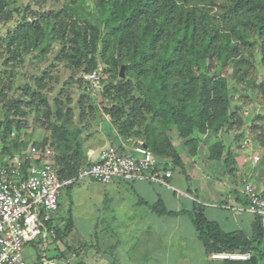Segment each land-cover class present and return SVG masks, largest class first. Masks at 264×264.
<instances>
[{"label":"trees","instance_id":"1","mask_svg":"<svg viewBox=\"0 0 264 264\" xmlns=\"http://www.w3.org/2000/svg\"><path fill=\"white\" fill-rule=\"evenodd\" d=\"M50 1L57 0H31L22 10L13 9L20 20L0 36L1 95L3 88H11L13 70L23 66L26 57L37 53L33 59L41 60L56 43L59 50L55 60L74 72L95 71L99 82L104 83L101 102L110 105L100 110L94 100L89 112L101 111L108 116L121 139L140 141L156 159L167 161L165 168L168 163L169 170L179 167L188 180L174 133L184 140L192 156L200 144L194 137L198 133L207 138V144L212 142L207 145L208 159L218 162L222 172L231 173L234 161L231 155H224L223 143L214 136L225 128L229 131L243 125L241 113L231 103L229 73L236 84L247 81L254 58L246 51L254 47L258 64L264 68V0H64L58 10L45 7ZM6 6L0 1L2 22L10 18L3 11ZM100 62L104 68H99ZM4 76L8 85L1 79ZM46 77L42 73L34 79V90L24 86L23 96L29 97L28 101L10 103L14 115H25L21 104L30 105L36 116L43 113L57 173L61 179L73 178L90 165L84 152L89 135H82L79 125L71 128L74 115L69 107L64 109L63 101L55 98L50 105L48 99L37 95L46 88ZM253 86L264 102V76ZM87 112L80 109L79 123L86 120ZM102 121L99 119L98 124ZM6 122L5 132L14 124L17 140L25 148L28 143L19 137L20 121L6 117ZM249 131L255 148L262 153L258 167L259 174L264 175L262 117L254 119ZM243 135L242 131L236 138ZM14 148L18 149L17 145ZM17 152L9 151L8 158ZM154 209L162 215H174L161 204ZM191 217L207 252L253 253L249 260L225 262L257 264L264 239L262 217H255L251 240L241 232H222L205 218L202 205L194 204ZM53 229L55 239L62 240L70 232L71 220L63 230Z\"/></svg>","mask_w":264,"mask_h":264},{"label":"rangeland","instance_id":"2","mask_svg":"<svg viewBox=\"0 0 264 264\" xmlns=\"http://www.w3.org/2000/svg\"><path fill=\"white\" fill-rule=\"evenodd\" d=\"M7 4L3 8L4 14L9 15L10 18L6 22L0 21V36H4L9 30H12L19 22L20 17L13 11L14 8L22 10L31 0H0ZM64 0L47 2L45 7L47 9H60L63 7ZM11 10V12H9ZM1 17V16H0ZM59 46L54 43L50 50L41 60L33 59L37 53H32L26 57V62L23 66L16 68L12 73V81L10 83L11 88H3L2 95L0 94V164L11 158H8L9 151L16 152L23 148L18 140V132L15 129L14 124L10 125V130L5 132L7 127L6 117L20 121L21 137L24 142L30 144H42L47 140L51 142L49 132L46 131V126L43 122V113H34V109L29 105L21 104L20 108L24 111L25 115H14L13 104L10 102L28 101L29 97H24L23 89L25 85H28L31 90L36 88L34 85V79L41 76L42 73L46 74L44 82L46 88L39 91L37 95H42L48 99L50 105L55 98H59L63 101L64 109L70 108L73 113L74 125L82 127V135L95 136V132L99 129V119H106L110 121L108 116H105L101 111L89 112L90 106H93L94 100L97 101V108L100 110L103 106L110 105L108 101L101 102L100 91L105 86L104 83L99 82V77L96 80H88L85 78L88 74L82 73V71L74 72L68 69L64 62H58L55 60ZM246 55L254 58L253 68L250 71V77L242 84H236L232 74L229 73L228 80L231 85L230 96L233 108L237 109L241 113V120L243 125L238 128L235 126L233 129L227 131L222 130L219 138L224 145V155H231L233 164H231V173L222 172L220 164L216 161L208 159V148L212 142H209L207 138L198 133L194 134V137L200 140V144L197 147L196 154L192 156L190 154V148L185 146L184 140L176 136L174 144L180 152V157L185 165L186 175L189 176L188 180L186 176L181 172L179 167L173 168L172 179L169 184L175 187L176 193L186 192L188 187L197 182L198 177H231L238 182L245 183V177L251 174L254 175L259 172L258 164L262 159L261 151L255 148V144L252 141L249 128L256 117H262L264 121V102L262 94L256 91L253 85H257L264 76V68L258 64L257 48L254 47L250 51H246ZM99 68H104L102 63H99ZM0 73H3L0 60ZM7 77H2L4 85H8L5 82ZM104 76V80L106 79ZM81 79V83L78 80ZM37 99V98H36ZM82 99L81 103H78ZM39 101V100H38ZM10 103V104H8ZM44 105H41L43 107ZM9 107L11 110H9ZM84 108L88 113L86 120L79 123L78 114L80 109ZM244 132L242 138L237 139L236 136L241 132ZM5 136V138H4ZM248 137L251 141L250 148H244L242 145L243 140ZM98 138V137H97ZM27 144V145H28ZM17 148H14L16 147ZM19 145V146H18ZM16 149V150H15ZM182 155V156H181ZM236 155V159L234 156ZM257 155L259 161L252 162V157ZM195 165V167L193 166ZM194 168V169H193ZM248 169V171H247ZM249 172V173H248ZM253 175V176H252ZM256 178V176H255ZM90 179H82L77 181L73 186L63 189L59 197L58 203L60 209L58 215L63 221L71 220V230L66 238L67 244L70 246L78 247V255L84 258H91L93 255L99 254L102 251V247L109 243H112L111 235L101 233L102 228L93 227V223L100 221L99 206L92 201V185ZM248 234L249 231L245 230ZM37 243V242H36ZM36 243L34 245H36ZM53 245L51 240L46 242H38L36 246H28L24 249L25 259L35 258L43 255L47 259L53 255ZM260 250L263 249V243L260 245Z\"/></svg>","mask_w":264,"mask_h":264},{"label":"crops","instance_id":"3","mask_svg":"<svg viewBox=\"0 0 264 264\" xmlns=\"http://www.w3.org/2000/svg\"><path fill=\"white\" fill-rule=\"evenodd\" d=\"M102 120L95 136H89L84 142L88 160H96L100 150L108 146L115 147L121 155L139 157L135 149L142 143L121 139L110 121ZM159 162L166 164L167 161ZM172 171L171 178L167 180L169 187L145 181L114 180L109 185L90 181L96 184L92 185L91 195L93 203L99 206L101 218L93 223V227L102 228L101 233L111 235L112 243L104 245L96 256L84 258L78 255V247L67 244L68 235L62 240L49 238L53 255L46 258L47 261L51 264H226L225 260L213 259L212 255L217 253L207 252L199 240L191 217L193 206L202 205L205 218L216 223L222 232H241L251 240L256 216L235 209L247 205L242 193L244 184L249 183L255 190L264 192V175L258 172L253 178L249 174L245 183L227 176H197V182H193L186 192L176 193L175 187L169 184ZM159 204L174 215L159 214L154 209ZM58 210L52 224L57 230H63L68 221L60 219ZM262 243L257 264H264V239ZM26 263L42 264L41 257L26 259Z\"/></svg>","mask_w":264,"mask_h":264},{"label":"built area","instance_id":"4","mask_svg":"<svg viewBox=\"0 0 264 264\" xmlns=\"http://www.w3.org/2000/svg\"><path fill=\"white\" fill-rule=\"evenodd\" d=\"M96 72L85 76L96 80ZM246 137V136H245ZM242 145L250 148L246 137ZM139 157L121 155L113 146L100 150L97 159L79 170L73 178L61 179L55 167V153L48 142L44 145L28 144L11 159L0 164V264H27L24 249L36 242H46L56 236L53 217L58 210V200L63 189L77 181L90 179L101 185L114 180L125 182L145 181L169 187L170 166L165 168L145 147L139 145ZM259 161L257 155L252 162ZM247 205L235 209L264 218V192L251 184L243 185ZM213 259L249 260V254L217 253ZM42 264H51L45 255Z\"/></svg>","mask_w":264,"mask_h":264},{"label":"water","instance_id":"5","mask_svg":"<svg viewBox=\"0 0 264 264\" xmlns=\"http://www.w3.org/2000/svg\"><path fill=\"white\" fill-rule=\"evenodd\" d=\"M123 70H124V67L122 66L119 72L121 78L123 77ZM142 146L145 147L144 145Z\"/></svg>","mask_w":264,"mask_h":264}]
</instances>
